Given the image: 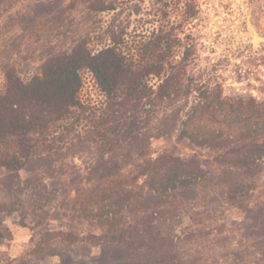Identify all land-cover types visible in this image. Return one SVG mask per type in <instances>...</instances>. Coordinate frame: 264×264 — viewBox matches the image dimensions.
I'll return each mask as SVG.
<instances>
[{"label": "trees", "instance_id": "trees-1", "mask_svg": "<svg viewBox=\"0 0 264 264\" xmlns=\"http://www.w3.org/2000/svg\"><path fill=\"white\" fill-rule=\"evenodd\" d=\"M19 1L0 0V15L6 13L10 23L20 19L18 9L11 12ZM155 1L167 6L166 0ZM181 1L187 22L197 13V0ZM114 8L112 0L95 4L98 11ZM181 31L159 23L129 40L126 32L110 28L108 42L95 50L80 35L69 48L50 52L28 76L15 60L3 62L0 169L7 172L38 163L52 173L53 157L75 147L93 150L107 168L117 159L143 157L160 104L172 110L155 126L156 136L175 131L188 146L220 152L210 159L160 153L143 161L137 178L107 170L87 187L77 182L75 220L92 228L73 224L39 233L28 258L48 253L61 264H201L179 247L181 214L190 202L208 197L243 212V232L251 243L235 251L233 261L264 264V199L252 201L261 176L264 193V100L251 93L223 94L219 82L189 74L193 46ZM85 71L103 95L98 105L80 97ZM63 181L51 183L54 191L34 186L32 194L41 201L37 207L54 200ZM54 244L58 248L47 252ZM93 247L97 255L91 254ZM4 264L27 260L10 258Z\"/></svg>", "mask_w": 264, "mask_h": 264}, {"label": "rangeland", "instance_id": "rangeland-1", "mask_svg": "<svg viewBox=\"0 0 264 264\" xmlns=\"http://www.w3.org/2000/svg\"><path fill=\"white\" fill-rule=\"evenodd\" d=\"M36 1L45 4L32 6ZM48 1L51 0L19 1L11 11L18 9L20 16L14 23L6 20V13H1L0 90L4 61L15 60L22 76H28L38 71L39 64L50 52L69 48L77 36H85L89 47L95 50L108 42L107 29L124 31L125 37L132 40L165 23L181 26L179 35L186 34L184 41L193 46L187 67L189 74L219 82L223 94L251 93L264 100V0H197V13L187 22L181 15V0H166L167 6L155 0H112L115 8L104 11L95 9L98 0H55L53 4ZM80 97L95 105L103 100L94 79L86 71ZM158 109L156 119L150 123L149 130L154 136L150 138L149 153L143 157L117 159V164L107 168L93 150L75 147L53 157L52 173L47 165L38 163L18 172L0 169V235L3 237L0 264L10 258H25L27 264H61L57 255L48 253L42 259L28 258L27 250L39 233L67 230L73 224L84 230L92 228L75 220L72 203L77 182L87 187L107 170L112 172L111 176L137 178L143 161L160 153L197 154L209 159L220 153L188 146L177 140L175 131L156 136L155 126L172 110L165 104H160ZM71 136L72 133L68 134L67 139ZM262 178H257L253 202L264 199ZM56 180H64V186L59 185L63 189L55 193L54 200L37 207L41 201L32 194L34 186L48 192L53 190L51 183ZM141 181L139 177L138 182ZM195 211L201 214L193 218ZM181 217L179 247L185 256L196 257L201 264H236L234 252L250 247L251 239L242 228L243 212L220 198H198L187 205ZM50 248L58 247L51 245L47 252ZM98 253L97 247L91 249L92 255Z\"/></svg>", "mask_w": 264, "mask_h": 264}]
</instances>
